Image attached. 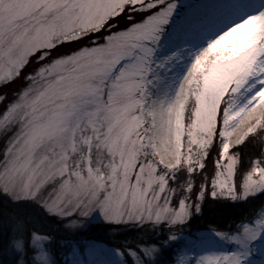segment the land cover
Segmentation results:
<instances>
[{"label":"snow or ice","instance_id":"1","mask_svg":"<svg viewBox=\"0 0 264 264\" xmlns=\"http://www.w3.org/2000/svg\"><path fill=\"white\" fill-rule=\"evenodd\" d=\"M0 142V264H264V0H0Z\"/></svg>","mask_w":264,"mask_h":264},{"label":"trees","instance_id":"2","mask_svg":"<svg viewBox=\"0 0 264 264\" xmlns=\"http://www.w3.org/2000/svg\"><path fill=\"white\" fill-rule=\"evenodd\" d=\"M0 147H2V144L0 142ZM250 207V206H249ZM221 212L225 213L226 215H232V214H235V215H239L240 213L238 211H234V210H230V209H220ZM206 223L205 220H197V221H194L193 224H192V227L193 228H196V227H202L204 226V224ZM100 233H103L102 234V237L105 236L104 234L105 233H108L107 230H102V231H99ZM111 237H113L112 235H110ZM109 238V237H108ZM114 238V242H116L117 239H122V237H113Z\"/></svg>","mask_w":264,"mask_h":264},{"label":"rangeland","instance_id":"3","mask_svg":"<svg viewBox=\"0 0 264 264\" xmlns=\"http://www.w3.org/2000/svg\"><path fill=\"white\" fill-rule=\"evenodd\" d=\"M1 144H2V142H1ZM102 234H103V233H100L99 231L96 233V235H98V236L101 238L102 241H104V242H106V243H115V242H114V238H113L114 236L111 237V236H110L111 234H109V233H105V234H104L105 236L102 237ZM108 237H109V238H108Z\"/></svg>","mask_w":264,"mask_h":264}]
</instances>
